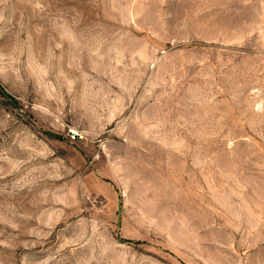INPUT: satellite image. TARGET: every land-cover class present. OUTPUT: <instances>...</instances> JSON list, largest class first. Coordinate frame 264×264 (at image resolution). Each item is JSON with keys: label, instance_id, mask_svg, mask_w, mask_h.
<instances>
[{"label": "rangeland", "instance_id": "rangeland-1", "mask_svg": "<svg viewBox=\"0 0 264 264\" xmlns=\"http://www.w3.org/2000/svg\"><path fill=\"white\" fill-rule=\"evenodd\" d=\"M0 264H264V0H0Z\"/></svg>", "mask_w": 264, "mask_h": 264}]
</instances>
